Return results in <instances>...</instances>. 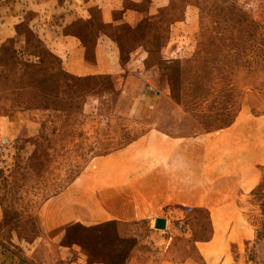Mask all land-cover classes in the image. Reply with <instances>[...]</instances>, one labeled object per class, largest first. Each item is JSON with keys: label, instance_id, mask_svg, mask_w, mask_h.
Returning <instances> with one entry per match:
<instances>
[{"label": "rangeland", "instance_id": "obj_1", "mask_svg": "<svg viewBox=\"0 0 264 264\" xmlns=\"http://www.w3.org/2000/svg\"><path fill=\"white\" fill-rule=\"evenodd\" d=\"M130 74L170 88V134L264 126V0H0V264L33 241L79 264H264V161L244 192L215 183L228 207L174 205L155 218L166 230L76 224L41 245L45 203L142 132L120 95Z\"/></svg>", "mask_w": 264, "mask_h": 264}, {"label": "crops", "instance_id": "obj_2", "mask_svg": "<svg viewBox=\"0 0 264 264\" xmlns=\"http://www.w3.org/2000/svg\"><path fill=\"white\" fill-rule=\"evenodd\" d=\"M143 61L139 57L131 62L133 74L141 75ZM124 83L120 95L132 97L126 110L132 111L142 132L96 158L92 168L86 167L45 203L38 237L42 246L76 224L124 228L155 221L174 205L209 211L225 208L228 203L216 194L215 183L231 179L243 192L256 184L257 166L264 161L260 121L244 116L215 132L170 134L162 127L179 117L177 105L169 103L170 88L165 84L152 89L132 74ZM36 243L29 244V251L12 252L13 259L19 264H79L80 260L69 259L70 251L58 259V251H33Z\"/></svg>", "mask_w": 264, "mask_h": 264}, {"label": "water", "instance_id": "obj_3", "mask_svg": "<svg viewBox=\"0 0 264 264\" xmlns=\"http://www.w3.org/2000/svg\"><path fill=\"white\" fill-rule=\"evenodd\" d=\"M153 228L156 230H163L164 229V221L162 219H156L154 221Z\"/></svg>", "mask_w": 264, "mask_h": 264}, {"label": "built area", "instance_id": "obj_4", "mask_svg": "<svg viewBox=\"0 0 264 264\" xmlns=\"http://www.w3.org/2000/svg\"><path fill=\"white\" fill-rule=\"evenodd\" d=\"M164 223H165V224H164V229H165V226H166V221H164ZM165 230H166V229H165Z\"/></svg>", "mask_w": 264, "mask_h": 264}]
</instances>
